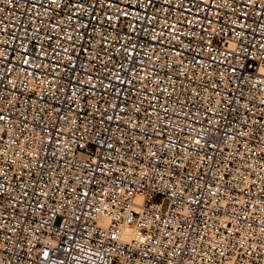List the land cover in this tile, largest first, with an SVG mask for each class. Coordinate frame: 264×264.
Listing matches in <instances>:
<instances>
[{"label": "built area", "instance_id": "built-area-1", "mask_svg": "<svg viewBox=\"0 0 264 264\" xmlns=\"http://www.w3.org/2000/svg\"><path fill=\"white\" fill-rule=\"evenodd\" d=\"M0 264H264V0H0Z\"/></svg>", "mask_w": 264, "mask_h": 264}]
</instances>
